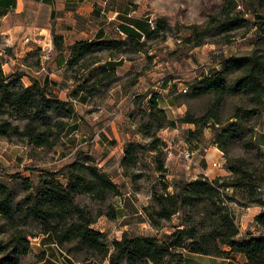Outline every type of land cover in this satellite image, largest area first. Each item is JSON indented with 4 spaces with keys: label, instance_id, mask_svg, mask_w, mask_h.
Returning a JSON list of instances; mask_svg holds the SVG:
<instances>
[{
    "label": "rangeland",
    "instance_id": "obj_1",
    "mask_svg": "<svg viewBox=\"0 0 264 264\" xmlns=\"http://www.w3.org/2000/svg\"><path fill=\"white\" fill-rule=\"evenodd\" d=\"M100 4L104 10L145 21L149 31L153 33L148 38H140V41H122L116 48L94 49L91 53L76 58L72 64L67 62L57 74L61 79L60 86L67 87L72 85L70 82L77 81H85L87 86L93 85L91 110L99 111L97 106H105L109 116H119L116 128L128 134V141L133 137L134 142L142 143L137 150L139 162L130 169L139 177L131 180L123 172L128 179L119 182L120 195L110 194L105 201L94 199L88 194H80L75 198L77 204L84 205L93 214L98 209L105 211L108 206L114 207L115 217L108 219L105 215L98 216L91 228L102 232L107 244L120 239L124 232L136 237L156 235L157 232L146 221L143 213V208L152 204L153 193L160 190L159 173L154 170L155 151H151L153 134L160 142L156 147L161 151L158 161L163 162L162 176L168 184L169 194L174 192L173 185L178 180L190 182L199 176L209 180L229 177L231 171L228 158H244L248 163L247 170L258 180L256 184L261 185L255 190L252 199L261 201L264 206V97L255 98L241 90L226 93L223 101L217 105L213 94L196 98L188 94L190 83L200 78L205 71L208 74L221 68L226 58L256 52L264 61V0H231L227 8L230 10L229 19L243 22L240 28L231 30H225L226 18L222 15L225 0H100ZM148 21L152 22L153 27ZM44 42L46 44L51 41ZM51 43L53 49V42ZM39 52L46 62L50 52L44 55L40 48ZM108 58L121 59L122 65L117 74L111 71L113 74L110 77L102 79L101 69H104V65L100 62ZM2 60L0 56V65ZM1 71L8 73L7 67L5 71L1 68ZM238 74L235 71L229 73L226 81L231 83ZM48 89L52 91L50 86ZM69 92L66 94H70ZM152 94L156 95L157 100L163 96H171L174 106L172 109L167 108L169 116L164 112V115L157 113L160 108L158 103L157 108L150 107L148 100ZM56 97L58 98L57 95ZM114 101L121 103L116 104ZM153 114L155 116L151 117ZM168 117L175 121L173 127L166 126ZM182 118H186V121H181ZM4 119L20 128L26 122L6 105L0 104V121ZM58 119H64L68 123L70 115L51 113L45 125L40 122L32 125L39 131H45L46 136L43 137L51 140L56 129L53 125ZM191 119L194 122H190ZM82 121L87 123L84 126L87 136L81 137L79 129L63 133L49 149L29 146L25 137L0 136V185L9 186L13 192V219L5 220L0 215V264H9L7 256H14V248L8 245L12 234L21 238L25 235L29 241L25 244L22 240L16 249L19 252L17 264H37L39 260L30 248V241L44 234L42 226L23 216L27 200L36 188L56 174L59 177L57 179L65 184L70 176L68 173L72 170L74 174L81 173L88 177V173L80 165L95 166L101 170L95 164L102 147L98 141L99 136L94 142L84 144L99 132L87 130L90 127L87 118L83 117ZM97 124V130H100L103 127L100 125L102 121ZM145 125H150L146 135L144 131L140 132ZM157 125L162 127L157 130ZM229 128L233 130L228 134L224 133ZM63 131H66L65 127ZM137 131L139 133L133 136ZM58 152L67 155L65 161L68 163L54 172V165L49 162L58 158ZM118 152L119 150L115 151L114 157ZM74 164L75 167H68ZM111 171L115 175L116 169L111 168ZM220 173L223 175L217 176ZM261 177L263 180H259ZM227 194L234 200L230 206L239 226L241 217L237 211L252 204L249 191L229 188ZM179 222V215H175L170 224ZM246 223L243 238L246 233L249 236L264 234V229L257 228L251 216ZM168 231L163 228L159 234ZM59 247L74 264L104 261L100 254L81 248L75 242Z\"/></svg>",
    "mask_w": 264,
    "mask_h": 264
},
{
    "label": "trees",
    "instance_id": "obj_2",
    "mask_svg": "<svg viewBox=\"0 0 264 264\" xmlns=\"http://www.w3.org/2000/svg\"><path fill=\"white\" fill-rule=\"evenodd\" d=\"M230 4L231 0H225L222 10V15L226 18L225 30L240 28L243 23L241 20L229 19L230 10L227 8ZM151 33H153L151 30L146 34L139 33L136 39L127 35L121 41L112 39L76 42L68 63L72 64L76 58L89 54L94 49L116 48L122 41H140L141 35L148 38ZM53 41L57 44L56 37H53ZM200 44L197 43V45ZM223 66L222 70H213L190 83L189 96L196 98L210 93L216 96L217 105L223 101L226 93L241 90L255 98L264 97V61L258 53L252 52L240 57L232 56L223 62ZM101 70L102 79L113 74L105 66ZM233 71L239 74L229 83L226 77ZM86 83L83 81L79 89L92 94L93 85L87 86ZM157 103L156 95L152 94L148 104L152 108H157ZM0 104L6 105L17 117L26 121L21 128L6 119L0 121V136L3 138L17 135L27 138L29 146L49 149L66 132L63 131L64 127L66 130L67 125L64 119L55 121L53 126L56 129L51 140L43 137L46 136L45 131H39L35 125H32L36 122L45 125L51 113L61 116L69 115L68 102L59 100L48 89L45 81L41 83L33 80L30 86L25 87L19 78L9 80L0 67ZM158 109L157 113L164 115L163 111ZM154 116L155 114L151 117ZM185 119L182 118L181 121H186ZM189 121L194 122L192 119ZM174 125L175 121L168 119L166 126ZM161 127V125L156 126L157 130ZM149 129L150 125H145L140 132L144 131L146 135ZM232 130L233 128H229L224 133L228 134ZM151 138L154 139L151 151H155L154 170L159 173L160 190L153 193L152 204L144 207L143 213L146 221L157 232L156 235L136 237L124 232L120 239H114L111 244H107L105 235L91 228L98 216L105 215L108 219L115 217L114 207L108 206L105 211L98 209L93 214L84 205L77 204L75 198L80 194H88L94 199L105 201L110 194H121L111 177L95 166L80 165L89 176L81 173L74 174L72 170L68 173L70 176L65 184L59 181L56 175L46 179L27 200L24 218L37 221L42 226L43 233L52 236L58 247L75 242L81 248L100 254L102 260H107L109 264H187L182 250L214 257H227L234 252L244 256L245 264H264V234L248 236L245 240L237 239L238 225L230 206L234 200L227 194L229 188L245 189L249 191L250 202L263 205L261 201L252 199L255 190L261 185L256 184L258 180L247 170V161L244 158H228L231 171L229 177H215L209 180L199 176L198 179L190 182L178 180L173 185L174 192L169 194L168 184L164 182L162 176L163 162L158 161L161 151L156 147L160 142L155 138V134ZM125 144L120 165L131 180H135L139 175L130 169L139 162L137 150L141 148L142 143L127 141ZM68 167L71 169L75 167V164ZM259 180H263L262 177ZM12 197L13 192L10 187L0 185V215L9 221L13 219ZM175 215H179L180 222L170 224ZM254 222L259 228L264 229V211H260L254 217ZM163 228H167L168 233L159 234ZM22 240L25 244L29 242L25 235L21 238L12 234L9 239L8 245L14 248V256H7L8 259H6L9 264L18 263L19 252L16 249ZM43 257L42 254L38 258Z\"/></svg>",
    "mask_w": 264,
    "mask_h": 264
},
{
    "label": "crops",
    "instance_id": "obj_3",
    "mask_svg": "<svg viewBox=\"0 0 264 264\" xmlns=\"http://www.w3.org/2000/svg\"><path fill=\"white\" fill-rule=\"evenodd\" d=\"M148 32L150 31L145 21H138L136 18L129 17V15L104 10L101 8L100 0H0V56L3 58L0 66L4 71L7 67L8 73L5 72V75L9 80L19 78L25 87L30 86L33 80H38L41 83L45 81L59 100L67 101L70 122L66 125L65 133L76 132L79 129L81 130V137L87 136L88 133L84 128L87 123L82 121L83 117L87 118L90 124L87 130L98 131V141L102 144L95 164L108 174L117 186H120L119 182L128 179V176L123 173L120 162L124 155V143L130 140L128 134L122 133L116 128V121L119 116H109L110 113L106 112L105 106L102 108L97 106L100 110L92 111L91 108L93 107L90 99L94 93L88 94L86 91L80 90L79 84L81 83L79 81L70 82L72 85L67 87L60 86L61 79L57 77V74L71 59L73 46L76 42L121 40L127 35L136 39L139 33L146 34ZM25 37H29V43L23 41ZM53 37L57 38V44H54ZM43 40L51 41L54 45L46 62L39 52V47L45 43ZM100 63L107 70L116 72L114 74H117L118 68L122 65L121 59L114 58H108ZM10 65H12V68ZM220 67L218 70L224 68V66ZM206 74L205 71L202 75ZM65 91H70V94H66L68 92ZM157 102L160 109L169 116L166 110L167 108L172 109L174 106V100L171 96L166 98L163 96ZM115 103L120 104L121 101ZM125 104L127 106V102ZM171 113H174L173 110H171ZM168 118L173 120L170 117ZM101 121L102 124L100 125H103V127L97 130L99 126L97 123ZM138 133L137 131L133 136ZM124 137L127 138L124 139ZM131 141H133V137ZM117 150L119 152L114 157ZM58 154L57 159L49 162L54 165L52 170L54 172L66 163L67 155L60 152ZM109 164L114 166L110 167ZM111 168L116 169L115 175L112 174ZM221 175L223 174H217V176ZM56 177L59 178L57 174ZM262 208H264L263 205L252 203L240 208L241 211H237V214L241 217L238 226V240H240L239 237L242 238L241 240H245L249 236L246 233L243 238V231L249 216L252 217L254 225L259 228L254 222V217L260 211H263ZM55 245L57 246L53 237L48 234H40L30 241V248L34 251V254L37 257L44 255L42 259L38 260L37 264H56L55 261L59 256L58 249L60 248L55 247ZM182 253L187 264H245L246 262L242 254L234 252H231L227 257L197 255L187 250H182ZM66 258V264H74L70 257L67 256ZM80 264L109 263L104 260L97 263L83 261Z\"/></svg>",
    "mask_w": 264,
    "mask_h": 264
},
{
    "label": "built area",
    "instance_id": "obj_4",
    "mask_svg": "<svg viewBox=\"0 0 264 264\" xmlns=\"http://www.w3.org/2000/svg\"><path fill=\"white\" fill-rule=\"evenodd\" d=\"M148 24H150L153 27V24H152L151 21H148ZM120 34H122V33H120ZM141 38L143 39L144 35H141ZM23 41L26 42V43H29L30 39H29V37H25L23 39ZM39 48H40L41 52L44 53V55H47L52 50V43L51 42L46 43L43 46L41 45ZM183 91H186V89H183ZM98 136H99V133H96L94 135L93 139H89V141H85L84 144H87L89 142H91V143L94 142L98 138ZM214 165H216V163H214ZM55 247H57V246L55 245ZM58 252H59V256H58V258L55 261L56 264H66V262H65L66 255H65V253L62 250H60V249H58Z\"/></svg>",
    "mask_w": 264,
    "mask_h": 264
}]
</instances>
